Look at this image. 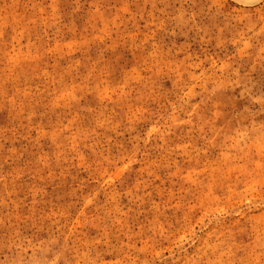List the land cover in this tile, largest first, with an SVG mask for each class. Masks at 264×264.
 I'll return each mask as SVG.
<instances>
[{"label": "rangeland", "instance_id": "374dc122", "mask_svg": "<svg viewBox=\"0 0 264 264\" xmlns=\"http://www.w3.org/2000/svg\"><path fill=\"white\" fill-rule=\"evenodd\" d=\"M0 264H264V0H0Z\"/></svg>", "mask_w": 264, "mask_h": 264}]
</instances>
